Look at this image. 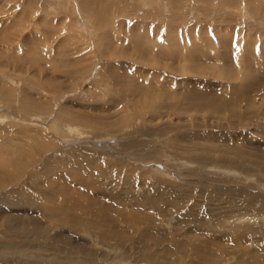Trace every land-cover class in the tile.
Returning a JSON list of instances; mask_svg holds the SVG:
<instances>
[{
  "label": "rangeland",
  "instance_id": "obj_1",
  "mask_svg": "<svg viewBox=\"0 0 264 264\" xmlns=\"http://www.w3.org/2000/svg\"><path fill=\"white\" fill-rule=\"evenodd\" d=\"M0 264H264V0H0Z\"/></svg>",
  "mask_w": 264,
  "mask_h": 264
},
{
  "label": "bare ground",
  "instance_id": "obj_2",
  "mask_svg": "<svg viewBox=\"0 0 264 264\" xmlns=\"http://www.w3.org/2000/svg\"><path fill=\"white\" fill-rule=\"evenodd\" d=\"M69 132H77L76 128L66 127Z\"/></svg>",
  "mask_w": 264,
  "mask_h": 264
}]
</instances>
